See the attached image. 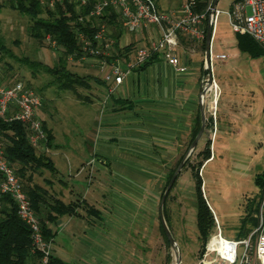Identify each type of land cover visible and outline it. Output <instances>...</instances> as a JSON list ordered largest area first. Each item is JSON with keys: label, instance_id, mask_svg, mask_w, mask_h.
<instances>
[{"label": "rangeland", "instance_id": "1", "mask_svg": "<svg viewBox=\"0 0 264 264\" xmlns=\"http://www.w3.org/2000/svg\"><path fill=\"white\" fill-rule=\"evenodd\" d=\"M184 1L157 0L156 2L159 8H165V5L169 4L180 8ZM232 2L233 0H218L215 5L218 13L212 32L210 53L212 77L214 81L216 80L217 88L206 92L204 104L206 124L209 123L208 119H211L213 125L212 127L205 125L204 132L192 151L189 152L188 143L185 144L182 157L169 161V165L164 166L162 191L154 196V217L143 215L142 224L137 222L135 224V228L141 233L130 234L131 239L127 242L123 237L124 234L119 235L122 230L121 225L110 219L107 220L109 224L105 228V235L110 242L112 255L109 264H119V262L120 264H175L174 252L170 244L166 243L160 229L159 206L167 174L170 170L176 169L186 153L176 184L167 200L168 227L176 239L181 264H198L200 242L196 225L195 179L189 166L197 162V153L203 148L207 139L212 143L211 158L200 170L202 190L205 200L220 224L222 236L228 239L235 238L240 218L245 214L247 204L249 202L252 204L259 197V189L254 183V177L264 167L262 110L264 56H253L249 51L242 50L238 46L236 34L226 14ZM30 23L28 16L11 9L8 2H4V7L0 9V37L4 46V51L0 52V80L5 84L18 80L29 83L42 96L43 102L37 111V116L52 128L58 146L47 150L36 149V152L47 154L55 162L56 171L51 173L47 169L38 170L32 174L31 184L39 185L46 189L51 197L59 198L60 184L57 179L63 180L69 188H72L75 179L72 176L76 175V168L83 167L79 174L83 178L91 168V161L94 160L87 145L95 146L98 140L103 141L106 138L99 133L96 108L86 101L77 99L72 91L61 90L56 84L54 74L43 68V66L56 65L62 49L51 45L47 40L41 43L32 37L29 30ZM109 29L113 34L115 29L111 27ZM120 29L119 47H123L133 41L134 35L127 32L123 26ZM135 48L133 46L130 54ZM220 53L226 54L227 58L213 59V55ZM111 54L116 55L117 50L114 48ZM199 54L204 59L203 49ZM23 60L35 61L40 63V66L32 69ZM66 66L69 71L79 75L98 78H103L106 69L97 58L91 57L84 61L69 57ZM206 80L207 75L205 82ZM91 83L93 84L92 81ZM195 89V114L200 115L199 90L197 87ZM78 91L82 95L87 93V89L84 88H78ZM253 93L255 101L252 102ZM254 111H256L255 117L252 115ZM218 119L219 124H223L221 119L226 122L225 129H214ZM108 143L113 145L112 142ZM71 160H76L74 165ZM81 162L83 165L80 166ZM111 162L113 164L119 161ZM122 162L135 166L134 160ZM136 168L147 172L143 167ZM113 170L107 197L111 205L110 211H118L119 205L114 200L120 199L121 195L116 192L114 185L120 183L126 189L137 193L145 190L134 177L129 174L115 176L117 171ZM83 179L85 181V178ZM75 186L76 190L81 189V191L86 188L83 181ZM62 224L56 226V235L50 243L51 251L68 264H92L91 259L95 258L99 250L93 248V243L88 239L91 234L86 236L81 229L73 237L68 232V228ZM214 231L215 225L210 234Z\"/></svg>", "mask_w": 264, "mask_h": 264}, {"label": "crops", "instance_id": "2", "mask_svg": "<svg viewBox=\"0 0 264 264\" xmlns=\"http://www.w3.org/2000/svg\"><path fill=\"white\" fill-rule=\"evenodd\" d=\"M159 9L176 12L179 8L169 4ZM133 35L134 39L131 42H134L137 48L156 39L159 31L156 27H150ZM179 39L176 53L180 64L186 67L184 72L175 71L167 64L164 57H159V60L144 68L139 66L127 73L122 83L116 87V91L111 94L108 93V84L102 81L101 77V82L91 80L92 84L90 81L91 87L87 89L85 95L86 102L97 110L99 133L113 145L106 139L98 140L95 146L87 145L94 161L83 176L85 181L79 176L83 168L82 162L81 167L76 168V175L72 176L75 178L72 188H69L63 180L57 179L60 184L59 198L66 203L79 200L81 206L78 208V215L60 216L55 224H50V227L55 231V235L56 226L62 223L73 237L81 229L86 236L91 234L88 239L93 243V248L99 250L95 258L91 259L92 264H109V259L112 257L110 242L105 235V228L109 224L108 219L121 225L122 230L119 235L124 234L123 237L128 242L131 239L130 234L141 233L135 228V224L136 222L142 224L143 215L154 217V196L162 191L164 166L169 165V161L180 159L184 145L189 144L197 119L195 87L200 93L207 74L204 59L199 54L203 49L202 40L195 41L185 35H180ZM130 52L128 55L118 54L116 58L123 59L122 61L125 62L131 55ZM214 82L216 83V80ZM251 97L252 102L255 101L254 93ZM248 114L251 115L249 112ZM252 115L255 117L256 111ZM220 121L223 124H219L218 119L215 124L217 130L226 128V122L222 119ZM45 123L52 130L46 121ZM53 137V146L57 147L54 134ZM113 160L119 162L112 164ZM126 160H134L135 166L122 162ZM75 161L71 160L72 165ZM53 163L55 166L54 161ZM136 167H143L147 172L139 171ZM112 168H115L118 173L115 172V176L129 174L137 179L145 190L137 193L126 189L120 183L114 185L116 192L119 196L121 195L120 199L114 200L119 205L118 211H110L111 205L107 197L113 175ZM81 181L85 182L86 188L82 191L76 190L75 185ZM87 205L93 206L97 213L87 212L85 210ZM209 207L211 209L210 205ZM52 254L61 258L54 251Z\"/></svg>", "mask_w": 264, "mask_h": 264}, {"label": "built area", "instance_id": "3", "mask_svg": "<svg viewBox=\"0 0 264 264\" xmlns=\"http://www.w3.org/2000/svg\"><path fill=\"white\" fill-rule=\"evenodd\" d=\"M38 1L43 7L51 9L63 1L74 3L77 9L89 2V0ZM194 1L186 0L178 11L169 12L159 9L154 0H97L87 18L99 17L111 4L127 32L136 33L143 29L156 27L159 36L148 44L135 48L133 54L131 53L125 62L120 58L108 62L106 56L112 55L114 39L110 36L111 31L106 23H98L91 37L85 36L81 31L77 33L82 51L76 60L84 61L88 57L97 58L98 62L106 67L102 79L109 86V94L113 93L122 83L127 73L142 65L154 53H158L159 57H164L167 64L175 71L184 72L186 67L180 64L176 53L180 35H185L195 41L204 38L203 24L206 15L193 12ZM210 8L211 3L207 11H210ZM217 13L218 10L215 7L212 17L208 13V24L212 27V32ZM226 14L233 32L247 34L264 47V0H237L232 3ZM81 19L82 17H79V20ZM49 39L47 36L46 40L56 47L55 42ZM210 58H212L211 53ZM226 58L227 55L223 53L213 55V59L216 60ZM70 59L74 57L70 56ZM216 88L217 84L213 80L208 91L216 90ZM202 101L203 104L206 103L205 96ZM42 102V96L30 84L21 80L5 84L0 80V121L22 123L29 143L35 149L47 150L46 134L37 116ZM5 146V139L0 133V210L3 207L4 197L11 198L16 205L18 216L30 230L32 252L40 253L39 264H47L52 254L51 240L44 237L40 219L31 205L24 182L17 174L16 166L6 156ZM254 217L257 224L246 237L228 239L222 236L220 224L214 216L215 231L206 241L198 264H264V189L259 195L258 209Z\"/></svg>", "mask_w": 264, "mask_h": 264}, {"label": "trees", "instance_id": "4", "mask_svg": "<svg viewBox=\"0 0 264 264\" xmlns=\"http://www.w3.org/2000/svg\"><path fill=\"white\" fill-rule=\"evenodd\" d=\"M5 1L8 2V6L11 9L17 10L20 14L29 17L31 22L29 30L32 37L42 43L46 40V37L49 36V40L54 41L56 47L62 49V54L57 59L56 65L53 67L41 66H43L46 71L54 74L56 84L61 90L72 91L79 100L86 101L87 96L79 93L78 88L89 89L91 87V80L101 82V79L91 75L82 76L67 69L66 63L68 58L73 56L74 59H76L82 51L81 45L77 39L78 32L81 31L85 36L91 37L93 32L97 29V24L103 22L106 23L108 27L114 28V33H111L110 36L114 39L113 46L117 50V54L106 56V60L108 62H111L118 56V54L128 55L133 49V42H130L123 47H119V39L121 37L120 28L122 23L119 19V15L111 4H109V6L105 9V12L99 17L87 18L89 11L97 0H89L85 6L79 7L78 9L74 3H69L67 1L57 3L55 7L51 9L43 7L38 0H0V9L4 7ZM154 1L156 6L159 8L156 2L157 0ZM212 1L213 0H195L192 6L194 13H204L206 15L203 24L204 38L202 40V48L204 50L209 13L207 8ZM235 1L237 0H233V2ZM79 17H82V19L79 20ZM235 34L238 46L242 50L249 51L253 56H264V47L255 42L249 35L240 33ZM3 51L4 46L0 37V52ZM157 60H159V54L154 53L142 65H140V67L144 68L148 64ZM23 62L32 69L40 66V63L35 61L23 60ZM205 73L207 74V70H205ZM208 121L209 123H207L206 126L210 125L211 127L213 125L212 120L208 119ZM41 123L46 134V146L51 148L53 147L54 138L52 130L47 127L45 121L41 120ZM200 124V115H197L188 147L195 138L200 128ZM0 133L5 139L6 156L9 161L16 166L17 174L24 182V187L31 201V205L40 219L44 237L47 240H52L55 236V231L52 230L50 224H55L57 218L63 215H78V208H80L81 202H79V200H75L66 203L58 197H51L43 187L31 184L32 174L38 170L47 169L51 173H55L56 168L53 161L47 154L43 152L37 153L36 149L29 143L25 127L22 123H6L0 121ZM211 144L210 139H207L204 147L197 153V162L189 166L195 179L196 225L198 230V240L200 242V249L198 251L199 257L201 256L204 245L214 227V216L204 198L202 190L203 183L200 175L202 166L208 159L211 158ZM174 170L175 169L170 170L167 174L164 189ZM176 180L171 190L174 188ZM254 183L258 187L260 195L264 189V167L255 175ZM169 195L170 192L166 197L163 208L164 217L168 225L169 214L167 212L166 205ZM258 198L256 201L252 202V204H250V202L247 204L245 214L240 218L235 239L246 237L252 228L257 224L254 213L258 209ZM85 210L90 213H97V210L93 206L87 205L85 206ZM160 229L164 235L166 243L169 244L161 222ZM40 257L41 255L39 252H32L30 230L18 216L15 203L11 200V198L7 196L4 197L3 207L0 210V264H39ZM47 264L68 263L58 256L51 254Z\"/></svg>", "mask_w": 264, "mask_h": 264}, {"label": "water", "instance_id": "5", "mask_svg": "<svg viewBox=\"0 0 264 264\" xmlns=\"http://www.w3.org/2000/svg\"><path fill=\"white\" fill-rule=\"evenodd\" d=\"M218 0H213L211 3V8L209 11V16L212 17L213 16V10L214 7L216 5ZM211 39H212V27L208 24L207 26V31H206V43H205V51H204V64H205V69L207 70V80L206 82H204V84L202 85L201 89H200V93H199V103H200V120H201V124H200V128L195 136V138L193 139V141L191 142L190 146L188 147L189 152L192 151L198 140L201 138L204 129H205V125H206V117H205V110H204V104H203V99L204 96L206 94V92L208 91V89L212 86L213 84V77H212V72H211V58H210V47H211ZM187 154V153H186ZM185 154V157H186ZM185 157H183V159L180 161V163L178 164V166L176 167V169L174 170L169 182L167 183L163 194L161 196L160 199V206H159V218H160V222L163 228V231L168 239V242L174 252V256H175V264H181V255L179 252V249L177 247V243H176V239L174 238V236L172 235V232L170 231L168 224L166 223L165 217H164V213H163V208H164V204H165V200L166 197L168 195V193L170 192L178 173L180 172L183 164H184V160Z\"/></svg>", "mask_w": 264, "mask_h": 264}]
</instances>
